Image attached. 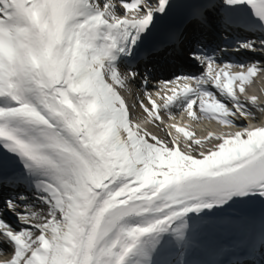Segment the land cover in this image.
<instances>
[{
	"label": "snow or ice",
	"instance_id": "1",
	"mask_svg": "<svg viewBox=\"0 0 264 264\" xmlns=\"http://www.w3.org/2000/svg\"><path fill=\"white\" fill-rule=\"evenodd\" d=\"M229 51L264 56V0H0V264H175L165 234L218 205L245 235L216 264H264V61Z\"/></svg>",
	"mask_w": 264,
	"mask_h": 264
},
{
	"label": "bare ground",
	"instance_id": "2",
	"mask_svg": "<svg viewBox=\"0 0 264 264\" xmlns=\"http://www.w3.org/2000/svg\"><path fill=\"white\" fill-rule=\"evenodd\" d=\"M252 56L253 57L257 56L256 58L260 59L261 61H264V56H261L260 54L259 55L258 54L257 55H252ZM261 85L264 86V82H262ZM257 121H259V120H257ZM184 123L188 125V122H184ZM227 130L228 129H226L225 131H227ZM208 132H210V131H206L205 134L207 135ZM163 139L168 140L166 138H163ZM213 143H217V141H213ZM205 147L206 148L207 147H211V144H206ZM18 194L19 195H24V196H30L31 195V193H29L27 191H24L23 189H19L18 190ZM33 204H34V206H33L32 210L37 212L38 214H41V213L46 211L44 206L40 205L39 203L33 202ZM21 207L23 208L24 206L21 205ZM217 209H218L217 207H213L212 209H203V210H201L200 211L201 214L199 216H197L198 220H196L194 223H189L188 222V220L192 219L193 216H194V213L191 212L190 213L191 217L190 216L189 217L188 216H184L181 219H179L178 221H176L174 223V228L179 229L180 227H182V226H184V225L189 223L191 226H195V228L199 229V231L196 230V229H187V230H183V231L181 229H179V231H181V233H183V235H184L185 232L189 233L190 234L189 238L190 239H194L195 241H196L198 236L199 237L202 236L201 238H203V239H208L210 234H211V232H214V231L217 232L216 225L214 224V222L217 219L210 218L208 216V211L217 210ZM194 212H196V211H194ZM9 219H10V221L13 220V218H11V217ZM208 223H212V224L208 225ZM199 245H201V242H199ZM195 246H196V244H195ZM136 259L137 258L135 256L132 257L130 259V261H129V264H134Z\"/></svg>",
	"mask_w": 264,
	"mask_h": 264
},
{
	"label": "rangeland",
	"instance_id": "3",
	"mask_svg": "<svg viewBox=\"0 0 264 264\" xmlns=\"http://www.w3.org/2000/svg\"><path fill=\"white\" fill-rule=\"evenodd\" d=\"M257 79H259L258 81H257V83H259L260 84V86H261V88L263 89V92H264V87L261 85V83H262V78H261V76H258L257 77ZM253 87H250V89H252ZM260 88V87H259ZM249 89V90H250Z\"/></svg>",
	"mask_w": 264,
	"mask_h": 264
}]
</instances>
